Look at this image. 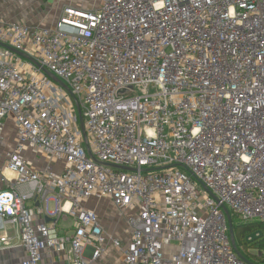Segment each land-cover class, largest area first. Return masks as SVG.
I'll list each match as a JSON object with an SVG mask.
<instances>
[{
    "label": "built area",
    "instance_id": "1",
    "mask_svg": "<svg viewBox=\"0 0 264 264\" xmlns=\"http://www.w3.org/2000/svg\"><path fill=\"white\" fill-rule=\"evenodd\" d=\"M18 52L78 98L96 160L71 93ZM6 120L0 242L16 227L22 264H93L109 245L125 264H264L237 255L223 210L264 224V0H101L51 26L0 20V137ZM94 197L136 213L128 241L86 207Z\"/></svg>",
    "mask_w": 264,
    "mask_h": 264
},
{
    "label": "rangeland",
    "instance_id": "2",
    "mask_svg": "<svg viewBox=\"0 0 264 264\" xmlns=\"http://www.w3.org/2000/svg\"><path fill=\"white\" fill-rule=\"evenodd\" d=\"M49 1V0H48ZM47 0H42V6H38V14H43V19L39 22V24L44 26H51L52 23L56 20L57 15L60 10L67 5H83L84 8H90L94 5H99L101 0H51L49 1V5L45 3ZM41 4V3H40ZM48 4V3H47ZM30 9V3H26V0H0V15L7 16L8 18H18L19 20L25 21L27 23L38 24L33 19L32 15H29L27 10ZM32 25V24H29ZM84 99L82 98V103ZM8 126V127H7ZM4 129L5 138L2 142L5 144V150H12L15 147V127L11 124H7ZM3 138V137H2ZM1 143V142H0ZM2 144V143H1ZM3 148V149H4ZM8 151V152H9ZM28 150H26V154L28 155ZM7 157V155H6ZM5 154L0 151V167L4 168L6 162ZM6 174L15 177V173L11 170H6ZM87 208L95 209L99 216L102 219L103 224L107 229L108 234H112L118 236L122 239H126L129 231V219L132 216H136L134 212H122L118 207L112 204L108 199H98L91 198L87 202H85ZM51 208H54V203L51 202ZM64 225L71 224V220H66L62 222ZM125 236V237H124ZM106 247V245H103ZM240 251L243 255H245L251 262H261V259L258 257L260 254L258 251L249 248L247 249L245 246H240ZM109 260L111 262H109ZM93 264H123L120 258L119 250L114 248L113 246H107V251L105 255H103L98 261H95Z\"/></svg>",
    "mask_w": 264,
    "mask_h": 264
},
{
    "label": "crops",
    "instance_id": "3",
    "mask_svg": "<svg viewBox=\"0 0 264 264\" xmlns=\"http://www.w3.org/2000/svg\"><path fill=\"white\" fill-rule=\"evenodd\" d=\"M49 1H51V0H49ZM49 1L47 0V2L45 4L49 5V3H50ZM26 3H30V9L27 10V12H29V15L33 16V18H34L33 20L39 24V22L43 19V17H42L43 14H41V13L38 14L37 9H38L39 5L42 6V0H26ZM12 17H15V16H12ZM12 17L8 18L6 15L3 17L0 15V20L6 21V22H22L25 24H32L33 25V23H27L25 21L19 20L17 17L16 18H12ZM7 124H11V125H13V127H15L14 123L11 120H6V125ZM4 138H5V136L3 133V135L0 137V142L2 143V144L0 143V151L3 153V155L5 154V157H6V154L9 150L6 151L4 148L5 144L2 142V140ZM27 156L30 160H32L34 162V164L36 165L37 168H44L45 165L47 164L46 158L42 154H35V153L29 151ZM53 167L57 171H60L62 169L61 164L57 163V162H53ZM5 173H6V171H5ZM3 186H4V183L2 182V174L0 173V187H3ZM105 199H108L112 204H114L111 199H109V198H105ZM100 219H101V217H100ZM62 222H64V221L60 222L61 227L68 228V226H70V224L64 225V224H62ZM101 222H102V219H101ZM102 224H103V222H102ZM103 226L105 227L104 224H103ZM105 229H106V227H105ZM129 234H130V228H129L128 235H127L128 237L126 239H123V240L128 241ZM8 235H10L12 237V239L10 240V243L4 244V243L0 242V264H22V260L24 259L25 255H26V251L19 241L17 228L14 226L9 227ZM105 253L103 255H105ZM119 254H120V258L122 260V263L125 264L123 262L122 255H121L120 251H119ZM109 262H111V261L109 260Z\"/></svg>",
    "mask_w": 264,
    "mask_h": 264
},
{
    "label": "water",
    "instance_id": "4",
    "mask_svg": "<svg viewBox=\"0 0 264 264\" xmlns=\"http://www.w3.org/2000/svg\"><path fill=\"white\" fill-rule=\"evenodd\" d=\"M19 54L23 55L24 57L30 59L31 61H33L35 64H37L38 66H40L43 70V72L48 75L51 79H53L54 81H56L58 84H60L62 87H64L67 91H69L71 93V95L73 96V99L75 101V104H76V108H77V113H78V117H79V122H80V127H81V130L83 132V136H84V143H85V146L87 148V151L89 153V155L94 159L96 160L94 154L92 153L91 151V147H90V144H89V139H88V136H87V132H86V129H85V124H84V118H83V113H82V108H81V104L78 100V98L76 96H74L72 94V91L70 89V87L63 81L61 80L59 77H57L53 72H51L49 69H47L46 67L42 66L40 63H38L35 59H33L32 57H30L29 55L25 54V53H22V52H18ZM127 90H121L120 92L121 93H125ZM112 166L114 167H121V168H124V169H129V170H133L134 168H131V167H127V166H119V165H115V164H111ZM202 186L210 193L211 196L213 197H216L213 192L205 185V184H202ZM223 210L225 212V215L227 217V220H228V224H229V234H230V240H231V244L235 250V252L237 253V255L243 259L244 261H247V262H250V263H253L251 262L245 255L242 254V252L240 251L238 245H237V239H236V235H235V232H234V225H233V217H232V214L230 212V210L228 209L227 206H223ZM49 221V219H47ZM263 232L261 231H256L254 233H252L249 237H248V241H251V240H254L256 239L257 237H259L260 235H262Z\"/></svg>",
    "mask_w": 264,
    "mask_h": 264
},
{
    "label": "trees",
    "instance_id": "5",
    "mask_svg": "<svg viewBox=\"0 0 264 264\" xmlns=\"http://www.w3.org/2000/svg\"><path fill=\"white\" fill-rule=\"evenodd\" d=\"M233 225L238 247L245 246L247 249L252 248L258 251L260 254L258 257L264 262V224L261 222L239 223L234 217ZM256 231L263 233L256 239L248 241V237Z\"/></svg>",
    "mask_w": 264,
    "mask_h": 264
}]
</instances>
